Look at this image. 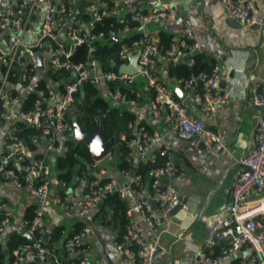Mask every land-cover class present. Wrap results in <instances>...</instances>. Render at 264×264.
Returning <instances> with one entry per match:
<instances>
[{
	"label": "built area",
	"instance_id": "built-area-1",
	"mask_svg": "<svg viewBox=\"0 0 264 264\" xmlns=\"http://www.w3.org/2000/svg\"><path fill=\"white\" fill-rule=\"evenodd\" d=\"M220 1L226 16L243 26L264 22L262 16L256 15L251 0ZM175 14V5L162 0H93L85 3L77 21L74 18L75 3L71 0H0V119L14 117L2 141L0 176L4 177V185L11 180L16 187L20 186L21 175L32 179L31 193L39 200L33 218L20 222L25 235L33 240L14 249V258L9 264H88L83 253L87 249L90 228L72 226L63 243L64 256L58 255L45 240L42 220L46 206L56 205L65 212L97 210V204L113 193L120 200H132L125 211L124 239L113 242L122 255L121 264L153 263L163 220L177 205L187 210V205L169 183L170 179L179 183L186 180L185 172L172 160L169 146L163 144L158 148L156 154L165 155L166 160L151 170L148 188L132 187L140 178L134 169H121V180L114 177L104 182L99 175L106 171L99 170L97 177L91 171L75 178L70 185L59 181L60 190L51 195V168L43 156L30 154L15 122L40 129L37 141L47 144L49 150H55L54 134L63 139L75 136L71 117L76 109L75 94L82 85L92 84L100 88L113 83L111 91L106 88L111 99L126 102V93L120 87L133 91L136 79L142 77L153 93L148 100L150 115L163 123L170 134L193 147L202 137L209 155L224 149L221 135L204 129L202 121L188 111L183 100L175 98L173 90L161 81L155 70L158 59L175 65L183 56L189 55L191 63L192 53L198 47V38L193 32L186 31L180 38L171 37L169 47L160 49L151 26L168 23ZM108 15L116 17L122 26L94 32L95 24ZM114 37H117L114 42L123 37L130 40L122 41L116 52L119 62H110V68L103 69L97 59L99 56L95 57L93 52L100 48L97 42L113 43L110 39ZM82 44H86V58L73 62L71 57ZM37 55L42 58L41 69L38 68ZM134 55L139 66L136 72L113 71ZM47 70H67V73L51 80L45 75ZM220 73V65L214 62L209 71L177 79L184 89L195 90L193 101L204 115L213 116L217 107L229 102L227 93L219 88ZM245 81L250 103L259 108L256 141L245 155L237 157V170L225 213L208 227L203 242L196 249L193 264H233L242 247L250 251L245 264H264V76L256 77L250 73ZM27 91H34L36 99L30 109L23 110L19 98L26 96ZM130 127L125 161L137 164L147 158L153 159V146L161 143L164 135L149 130L144 124L133 123ZM149 149L152 152L148 156ZM66 150L63 144L59 152ZM66 188L67 192L61 193ZM12 219L8 204L0 201V234Z\"/></svg>",
	"mask_w": 264,
	"mask_h": 264
},
{
	"label": "crops",
	"instance_id": "crops-1",
	"mask_svg": "<svg viewBox=\"0 0 264 264\" xmlns=\"http://www.w3.org/2000/svg\"><path fill=\"white\" fill-rule=\"evenodd\" d=\"M71 1L75 5L78 2ZM162 1L175 5V17L168 23L151 26V30L157 37L159 32L164 31L174 38L182 37L186 31L193 32L198 38V47L195 50L206 54L220 65L219 88L227 93L229 98L227 104L217 107L213 116L204 115L193 101L195 90L184 89L177 80L168 78L167 61L157 60L155 70L161 81L173 90L175 98L184 101L188 111L202 121L204 129L221 135L225 147L213 155L206 153L202 137L197 139V145L193 147L170 134L163 123L151 117L148 100L152 98L153 93L145 85L142 77H138L134 84L137 92L136 102L131 103V100H127L119 104L135 114V123L144 124L149 130L164 135L162 142L153 146V153L156 154L163 144L168 145L172 160L186 174L184 183L169 180L182 202L187 205V210L177 208L163 220L152 264H193L196 249L203 242L208 227L225 213L237 170V157L245 155L256 141L259 108L252 105L248 99L245 79L250 73L256 77L264 76V22L253 26L241 24L239 27L231 26L220 0ZM251 1L256 15L264 18V0ZM106 88V85L100 87L101 94L109 103H113ZM13 118L12 116L7 120L0 119V157L3 137ZM50 130L52 132L53 129L50 127ZM54 136L57 142L55 150H49L47 144L38 141L33 149L28 147L30 154L43 156L51 168L53 179L49 192L51 195L60 190L53 172V162L54 156L60 153V147L64 142L60 135ZM116 163L118 159L111 156L110 152L105 157L94 160L93 166L107 173L108 169L112 172L116 170ZM21 176L19 187L11 180L8 185H4V177L0 176V201L6 202L13 214L11 223L0 234L2 243L10 233L25 235L20 222L26 219L28 207L33 206L34 212L39 205V200L31 193L32 179L25 175ZM256 197L255 194L254 198ZM126 202L127 205L132 204L130 198ZM96 213L97 210L94 209L65 212L56 205H47L42 220L45 240L50 237L52 228L62 227L59 239L51 244L56 254L62 256L63 243L70 234V228L78 225L88 226L90 234L86 239L87 249L83 253V258L88 264H121L122 255L113 245V242L117 241L119 230L116 220L109 216L108 223V216L101 220L95 217ZM146 233L149 235L148 231ZM249 255L250 251L242 247L234 259H238V264H245Z\"/></svg>",
	"mask_w": 264,
	"mask_h": 264
},
{
	"label": "trees",
	"instance_id": "trees-1",
	"mask_svg": "<svg viewBox=\"0 0 264 264\" xmlns=\"http://www.w3.org/2000/svg\"><path fill=\"white\" fill-rule=\"evenodd\" d=\"M130 25H133L131 23ZM122 25L116 21V17L112 15L105 16L101 21L95 24L94 32L107 31L108 29H119ZM135 37L137 35H134ZM130 40L123 37L119 42L106 43L97 42L100 47V55L97 58L103 69H109L110 62L118 63L119 60L116 52L120 49L122 41ZM159 47L161 50L166 49L170 45L171 35L164 31L158 34ZM86 58V44L79 45L76 53L71 57L73 62L83 61ZM214 63V59L209 58L206 54L196 51L192 53V62L179 61L175 65L167 64L166 76L171 79H187L196 76L201 71H209ZM67 70L50 71L47 70L45 75L51 80H57L62 75L66 74ZM43 83L41 82V85ZM107 89L112 90L113 83H106ZM121 91L126 93L127 100L136 99L135 88L133 91L130 88L120 87ZM36 99L34 91H27V95L21 98L20 108L28 110L31 108ZM76 106L81 103L80 109L73 113L71 119L74 123L82 128L85 133H94L98 123L101 125V139L103 141L113 140L111 147V156L118 159L116 170L112 172L110 169L104 175H99V167L93 166L94 160L91 158L88 146L81 141L72 139H64L63 144L67 147L64 153H58L54 156L53 172L56 180L65 181L67 184H72L77 177L93 172L94 177L99 175L102 182L110 178L121 180L119 171L121 169L131 168L140 174L138 181L132 184L133 188L149 187L151 181V170L164 163L165 155L155 154L153 159L147 158L145 161L137 164L127 163L124 159L129 151L128 141L131 136L130 124L135 123V114L128 109L121 107L120 102L114 101L109 103L108 100L101 94L99 87L92 84L82 85L75 94ZM20 129L19 134L25 140L30 149L36 147L37 136L40 135V129L30 128L25 123L15 122ZM57 144V142H56ZM40 156V155H38ZM61 190V193H66ZM127 202L120 200L116 193L109 194L102 200L101 207L97 209L95 217L104 220L107 216L116 220L118 226L117 241L121 242L125 234L127 223L126 208ZM34 207L30 206L26 210L25 218L31 220L34 216L32 212ZM79 226V225H78ZM77 226V228H79ZM62 232V227H54L51 230V235L46 241V244L51 247L52 242L59 239ZM36 235V232H35ZM33 239L20 233H10L5 242H0V264H9L13 258V250L19 245L31 243ZM4 244V245H3ZM5 248V249H4ZM52 248V247H51ZM64 256V254L62 255ZM35 261V260H34ZM233 264H238V259L233 260Z\"/></svg>",
	"mask_w": 264,
	"mask_h": 264
},
{
	"label": "water",
	"instance_id": "water-1",
	"mask_svg": "<svg viewBox=\"0 0 264 264\" xmlns=\"http://www.w3.org/2000/svg\"><path fill=\"white\" fill-rule=\"evenodd\" d=\"M85 1L84 0H78V2L75 5V15L74 18L75 20L79 21L80 15L83 11V7L85 5ZM228 24L231 26H241L239 22H237L234 19H229L228 20ZM256 25V24H254ZM253 26V25H252ZM117 40V37H114L112 39H110V42H114ZM194 52H196V50H194ZM100 53V48H97L94 52L93 55L95 57H98ZM190 58L189 55H185L181 58V61H188ZM41 56L37 55L36 56V60L38 63V68H42V61H41ZM139 66L136 63V55L134 56H130L129 60L126 64H123L121 66H119L118 68H113V71H116L117 69L120 72H126V73H134L138 70ZM81 107V103H78L76 106V109L74 111V113H76ZM75 126V136L74 138L78 141L84 142L88 148H89V152L91 155V158L93 160H99L103 157H105L108 153H110L111 147L113 145V140H108V141H103L101 139V125L100 123H98L97 128L95 130L94 133H85L82 128L80 126H78L76 123H74ZM152 149L148 150V156L151 154ZM102 203H98L97 206L98 208L101 207ZM153 206H156L155 202H152ZM180 208V205H177L175 208H173L170 212L174 211L175 209ZM110 217H107V222L109 223Z\"/></svg>",
	"mask_w": 264,
	"mask_h": 264
}]
</instances>
